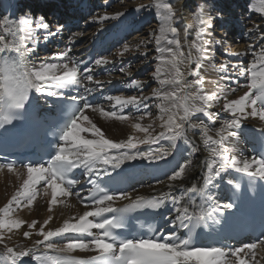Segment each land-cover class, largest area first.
<instances>
[{"label":"snow or ice","instance_id":"6c2138e0","mask_svg":"<svg viewBox=\"0 0 264 264\" xmlns=\"http://www.w3.org/2000/svg\"><path fill=\"white\" fill-rule=\"evenodd\" d=\"M155 7L161 26L159 34H154L156 55L153 59L156 64L152 78L158 87L153 89L151 96L107 95L106 100L115 102L114 110L93 109L103 117L123 123L131 119L123 113V110L131 105L136 112L141 113L135 116L137 122L132 123L131 127L135 132L143 133V137L129 135L127 139L113 141L87 116H83V119L88 121V126L81 127L77 121L82 116V110L77 104L71 123L60 137L63 144L57 145L58 150L54 158L47 162L46 167L24 165L27 178L11 197L8 205L0 208V230L11 233L13 229H20L24 225L25 221L13 218L15 209L31 205L37 198V186L41 183L46 186V193L47 189L51 190L49 208L57 202L58 197L75 196L91 210L85 211L75 222L65 220L62 226L54 230L45 231L41 226L37 235L42 239L33 241L30 248L8 246L4 243L3 232L0 231V243H4L6 250L2 259L6 260L7 264H28L29 261L31 264H251L249 256L254 258L253 250L258 246L257 241L244 242L239 246L220 240L213 243L196 241L206 234L222 232L224 226L230 222L232 214L228 210L236 207L232 199L239 198L236 194L241 191L240 183L228 176L230 171L248 177L249 190L252 192L257 190L253 185H257L258 181L264 182V134L257 138L254 133H248L247 129L242 127L243 121L249 115L253 118L258 116L260 121H264V35L261 36V50L258 53L256 46L249 45V51L256 60L248 68L232 65L238 76L250 74V83L247 84L249 91L237 99H228V92L224 87H221L219 93L208 94L204 92V78L199 73L203 67L202 61L210 54L208 41L203 39L205 25L211 29L213 23L206 21L201 12L196 13V39L190 43L185 40L184 43L188 47L185 52L178 38V29L172 24L173 4L157 0ZM122 15L123 13L112 17L105 15L99 19L116 20ZM50 28L42 16L32 17L29 14L21 16L18 20L5 19L4 29L11 39L0 34V127L11 123V117L5 112V98L8 110H19L24 107L33 89L48 96L59 95L60 90L74 86L83 87L84 92L89 95L95 91L94 88L81 83L82 70L79 63L69 55L70 47L58 55L55 62L43 61L32 70H25V56L32 53L39 43L38 30H43L45 43L52 37L61 35L60 26H57L56 31H51ZM184 32L187 37L188 29ZM29 42H32L33 47L28 46ZM148 43H152V40ZM215 43L221 44V41L216 40ZM192 49H195V54ZM128 51L129 45L125 43L119 54L123 55ZM142 55L147 61V52ZM110 63L112 61L107 57L94 60L95 66ZM192 64L195 65L194 68L189 67ZM120 71L125 69L121 67ZM218 71L224 73L221 79H232L227 75V65L221 66ZM83 72V79L97 86L101 85V81L94 78L92 68L85 67ZM144 83L134 78L126 86H135L143 91ZM231 91L235 92L237 89L232 88ZM152 98L158 101L155 103V107L159 109L156 119L160 121L161 129L155 134L152 124L145 127L138 122L149 115L150 109L146 102ZM80 99L84 101L85 108L92 106L83 95ZM221 99L224 101L222 111L229 113L230 119H223L219 113L209 111ZM116 106L119 111L115 110ZM249 108L250 113L247 111ZM194 116H203L205 119L193 120ZM218 119H222L220 127L212 129L209 122H216ZM83 132L90 133L93 138H83L80 136ZM190 132L193 137L199 136L208 152L207 158L202 159L199 165L195 163V156L200 146L189 136ZM243 135L252 136L253 150L259 152L258 156L238 159L230 154L233 148L226 143L227 138ZM165 141L168 146L162 143ZM140 145L148 147L141 149ZM170 156L173 157L172 160L168 159ZM177 157L181 159L178 160ZM161 161L169 165L168 171L164 173L166 179H157L155 185L149 183L147 186L156 189L158 185H164L167 190L156 191L148 198L139 194L133 196L132 193L138 192L131 183L138 174L137 164L134 162L152 168L158 166ZM144 162H147L146 165ZM6 167L12 172L14 165L8 164ZM196 167L201 170L200 177L192 181L190 186L182 183ZM75 169L83 170L84 181L90 185L85 196H81V191L76 189V186L83 182L73 175ZM118 180L125 186L110 187ZM225 184L233 192L228 202L221 204L220 188ZM257 186L264 193V183ZM128 187H132V192L127 191ZM117 201L127 203L116 207ZM146 209L157 214L168 210L163 231L159 227H150L151 235L140 236L116 231L126 227L127 214ZM106 214H111V217ZM90 217L93 219H89ZM36 223L33 221L27 227L34 228ZM44 224L47 225L48 220H45ZM23 236L27 238L30 233L24 231ZM57 237L65 242L54 241L53 238ZM261 237H264V231L261 232ZM258 242L264 247V239ZM41 246L44 251L37 254ZM77 251L91 255H73Z\"/></svg>","mask_w":264,"mask_h":264},{"label":"bare ground","instance_id":"6f19581e","mask_svg":"<svg viewBox=\"0 0 264 264\" xmlns=\"http://www.w3.org/2000/svg\"><path fill=\"white\" fill-rule=\"evenodd\" d=\"M39 2H42L43 5L37 7L34 0H0V34L6 35L9 40L11 37L7 35L4 29L5 19L18 20L23 15H29L28 12L21 13L22 9L27 6L32 12L36 7L43 13L52 12L51 23L49 24L51 31H56L58 26L56 25L57 21H59V26L62 28L61 35L52 37L46 43L43 41V30H38L40 32L39 43L32 53H28L25 56V70H32L43 61L55 62V58L69 47L71 48L69 55L73 60L94 48L98 53L97 58L107 57L112 63L103 66L93 65V75L97 73L99 77L95 79L101 81V85L99 86L81 78L82 84L95 89L93 94L100 93L104 94L105 97L108 94L151 96L153 89L158 87V84L152 78V72L156 64V61L153 59L156 55L154 34H159L161 26V21L157 16V9L155 7L157 0H39ZM164 2H171L173 4L174 17L172 24L178 29V38L181 40L185 52L188 51V47L184 43L185 40L187 39L190 43L196 39V13L201 12L206 21L213 23L211 29H208L205 25V35L203 37L204 40L208 41L207 47L210 52L208 58L202 61L203 67L199 73L204 78V92L208 94L219 93L221 87H224L225 91L228 92V99H237L241 95H244L245 92H248L247 84L250 83V74L240 77L237 75L236 70L232 68V65L248 68L256 60V57L249 51V45L256 46L255 50L257 53L261 50L259 45L262 43L261 36L264 35V11H261V9H264V2L262 0H164ZM230 7L234 8L233 11ZM119 13H123V15L119 16L116 20L101 21L99 19L101 16L107 15L112 17ZM224 20H227V23ZM231 21L234 28H237L239 31L237 37L231 38L230 41L235 42L232 45H230V41L223 40L224 37L227 38L229 36L226 26L230 25ZM80 25L83 29L86 28V30L84 33L81 32L80 35H76L79 32H75V29ZM185 29H188L187 37L185 36ZM134 33L135 38L128 41V38L132 37ZM220 34H225V36H220ZM168 35L171 36V33ZM249 36L251 39H247ZM149 40H152V43H148ZM216 40H220L221 44H216ZM125 43L129 45V51L120 55L119 53L123 50ZM28 46L33 47L32 42H29ZM230 47L233 49L230 50ZM144 52L148 54L147 61H145L144 55H142ZM192 52L195 54V49H192ZM243 53H247V55H240ZM223 65H227L228 67L227 75L232 77L230 81L221 79L224 73H221L218 69ZM121 67L125 71H120ZM189 67L194 68L195 65L192 64ZM134 78L140 79L142 83L146 82L144 83L143 91L135 86H126ZM188 79H193V77H188ZM80 88L83 87L74 86L71 89L60 90L59 95L74 92ZM232 88H236L237 91L232 92ZM33 92L39 100L45 97L59 96H48L37 93L34 89ZM253 98H255L254 90ZM157 102L155 98L149 99L146 103L149 106L150 113L145 119L138 121L145 127L152 124L155 129L153 134L161 130L159 128L160 121L156 119L159 115V109L155 107V103ZM223 102V99H221L209 111L219 113L223 119H230V114L222 111ZM114 104V101H108L104 98L96 108L112 111L114 110ZM93 109L94 107H91L82 111V116L77 121L81 127L88 126V121L83 119V116H87L92 123L101 128L107 138L113 141L127 139L129 135L143 137V133H137L131 127L132 123L137 122L135 116L141 114L136 112V109L131 105L123 110V113L129 115L131 119L123 123L103 117L98 111H94ZM115 110L119 111V107L116 106ZM247 111L250 113L251 108L247 109ZM192 119L204 120L205 118L203 116H194ZM221 123L222 119H218L216 122H209V126L212 129H218ZM242 127L247 129L248 133H253L254 131L264 132V121H260L258 116L253 118L249 115L243 121ZM80 136L87 139L93 138L88 132L80 133ZM189 136L194 138L200 146V150L195 156V163L199 165L202 159L207 158L208 152L198 135L193 137L190 132ZM250 139L251 135L227 138L226 143L233 148L230 154L236 156L238 159H251L253 154L251 153ZM162 143L168 146V142ZM139 147L145 149L148 145H140ZM168 159L172 160L173 157L170 156ZM177 159L180 160L181 158L177 157ZM134 163L137 164L136 171L138 174L136 177L146 176L148 180L136 186L138 192L132 193L133 196L139 194L144 197H150L156 191L167 190L164 185H158L156 189H151L147 186L149 183L155 185L157 179H166L164 173L168 171L169 165L165 161H161L158 166H153L152 168H146L140 162ZM146 163L144 162L145 165ZM200 172L199 167L193 168L188 178L182 181V183L190 186L192 181L200 177ZM230 174L231 171L228 173V176ZM26 178L27 169L25 168L13 169L12 172H9L8 169L0 167V208L8 205L9 200L16 194L23 180ZM45 188L46 186L43 183L38 185V195L33 203L15 209L13 218L25 221L20 229H13L11 233H8L6 230H0L3 232L4 243L8 246L30 248L33 241L42 239V237L37 235L41 226L44 227L45 231L54 230L62 226L65 220L75 222L76 218L85 211L91 210V208H86L77 202L73 196L67 198L58 197L57 202L51 204L49 208L51 190L47 189L46 193ZM129 192H132V190ZM176 194H179V189L176 190ZM219 202L221 204L226 202V197L221 189ZM126 203L127 201H117L116 206ZM13 207L15 208V205ZM167 211L165 209V214ZM45 220H48L47 225L44 224ZM33 221L37 222L36 227L29 229L27 225ZM166 223L167 220L164 217L163 225L165 226ZM24 231H28L30 236L25 238L23 236ZM65 235L74 236L75 234ZM212 235L216 240L226 243L220 237V233ZM215 239H208L205 236V239H200L197 243H213ZM53 240L60 243L65 242L60 237L53 238ZM4 243H0L1 254H4L6 251ZM241 244L234 243L231 245L239 246ZM42 251H44L43 246L40 247L39 252ZM253 252L254 258L252 255L249 256L251 264H257V262L258 264H264V247L258 243L257 248ZM73 255L86 257L91 254L77 251Z\"/></svg>","mask_w":264,"mask_h":264},{"label":"rangeland","instance_id":"374dc122","mask_svg":"<svg viewBox=\"0 0 264 264\" xmlns=\"http://www.w3.org/2000/svg\"><path fill=\"white\" fill-rule=\"evenodd\" d=\"M35 1V3H36V5H37V7L38 6H42L43 5V3L42 2H39V0H34ZM19 3V2H18ZM35 8V10L32 12V10L30 9V8H28V6L27 7H25L24 9H22L23 11H21V13L23 14V13H26V12H28L29 14H31V16H33V17H39V16H42V17H44L45 19V21L48 23V24H50L51 23V18H52V12L51 13H43L39 8ZM77 7V6H76ZM72 8H73V6H72ZM231 9H232V7H230ZM234 9V8H233ZM233 9H232V11H233ZM88 17H90V16H88ZM87 17V18H88ZM226 23H227V20H224ZM56 25H60L59 24V21H57V24ZM153 25V24H152ZM227 25V24H226ZM225 26V25H224ZM86 30V28L85 29H83L82 28V26L80 25V26H78L76 29H75V32H79V33H84V31ZM226 31H227V33H229V36L227 37V38H225L224 36H225V34H220V36H223L224 38H223V40L224 41H230L231 40V38L232 39H234V37H237L238 35H239V31H238V29L237 28H234V26H233V23H232V21H231V23H230V25H227L226 26ZM229 31V32H228ZM213 32H215L214 30H213ZM126 36V35H125ZM125 36H124V39H125ZM219 36V35H218ZM133 38H135V33L132 35V37L130 36V38H128V41H129V39L131 40V39H133ZM247 39H251V37L249 36V37H247ZM236 40H238V39H236ZM126 41H127V39H126ZM235 42L233 41V42H231L230 41V45H232V44H234ZM231 49H233L232 47H230V50ZM94 108H96V107H94Z\"/></svg>","mask_w":264,"mask_h":264},{"label":"clouds","instance_id":"9594fccd","mask_svg":"<svg viewBox=\"0 0 264 264\" xmlns=\"http://www.w3.org/2000/svg\"><path fill=\"white\" fill-rule=\"evenodd\" d=\"M4 104H5V112H7L8 109H7V107H6V105H7V99H6V98H5V100H4Z\"/></svg>","mask_w":264,"mask_h":264}]
</instances>
